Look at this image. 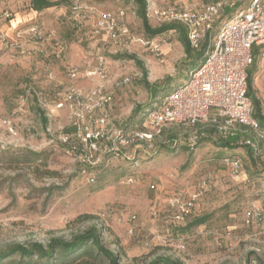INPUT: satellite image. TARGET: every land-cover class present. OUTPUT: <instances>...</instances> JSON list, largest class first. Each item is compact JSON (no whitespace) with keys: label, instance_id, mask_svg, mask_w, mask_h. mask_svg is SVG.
<instances>
[{"label":"rangeland","instance_id":"1","mask_svg":"<svg viewBox=\"0 0 264 264\" xmlns=\"http://www.w3.org/2000/svg\"><path fill=\"white\" fill-rule=\"evenodd\" d=\"M177 1L159 7L179 8ZM189 1L197 9L206 3ZM85 3L101 11L127 9L130 40L97 39L89 32L92 16L89 23H80L64 4L37 12L32 0H0V35L5 38L0 39V251L14 244L70 240L95 225L119 254L120 264H149L159 256L182 264H264V137L237 126L239 147L228 149L218 144L228 137L223 133L207 128L195 140L194 129L176 125L152 142L127 144L145 119L132 115L154 102L143 81L160 88L169 83L172 92L187 81L199 51L187 56L178 31L149 37L131 0ZM148 23L152 28L167 25ZM206 42L210 38L202 48ZM152 44L160 45L162 56L155 55ZM125 54L142 65L119 58ZM100 57L106 62L104 77L88 75ZM71 86L82 93V102L68 100ZM98 86L110 97L100 109L89 101ZM253 87L264 114L261 65ZM64 131L72 134L71 143L64 142ZM88 132L104 136L98 151H90L94 141L85 142ZM252 137L256 165L243 145ZM33 152L39 160L32 161ZM228 158L241 160L239 175L227 166ZM193 196L191 214L177 221L173 199ZM248 211L260 216L247 222ZM198 218L208 220L191 227Z\"/></svg>","mask_w":264,"mask_h":264},{"label":"built area","instance_id":"2","mask_svg":"<svg viewBox=\"0 0 264 264\" xmlns=\"http://www.w3.org/2000/svg\"><path fill=\"white\" fill-rule=\"evenodd\" d=\"M131 1L135 3V0ZM165 1L146 0L147 19L155 20L160 26L168 23L184 25L190 45L196 50L210 38L207 54L200 65L190 71L186 84L162 98L152 111L144 115L141 129L130 133L126 143L129 144L134 139L152 142L161 137L168 127L193 126L207 122L216 124L220 132L227 136L235 135L237 126H244L259 131L260 136L264 137V131L259 130L258 122L253 117L254 105L248 96V70L256 58L254 48L264 46V0H205L202 9L195 8L192 1L178 0L176 5H180L179 8L160 9V2ZM73 3L78 18L92 16L90 26L97 39L118 42L124 38L130 40L129 29L124 24L128 15L127 9L101 11L90 8L83 0H73ZM237 4L244 6L231 18L224 20L214 32L215 25L223 18L227 6L235 8ZM132 12L135 14V10ZM0 39L5 40L2 35ZM142 43L144 44L143 41ZM151 50L156 56L163 55L158 44H152ZM260 57L264 69V51L260 53ZM105 63L104 58L100 57L98 66L88 75L98 74L103 78ZM71 76L76 77L75 70ZM103 89V86H98L89 94V101L94 102V108H103L110 100ZM67 98L80 103L82 93L71 86L67 90ZM57 106L62 108L64 104L61 102ZM103 137L101 133L88 132L84 140L94 141L90 144V151L95 152L98 151V141ZM63 140L68 142L67 137ZM226 164L234 175L242 172L240 159L228 158ZM196 197L193 196L188 201L173 199L171 206L176 208L177 221H184L191 214ZM255 216L259 217L260 214L248 211L247 222ZM132 232L131 230L130 233Z\"/></svg>","mask_w":264,"mask_h":264},{"label":"trees","instance_id":"3","mask_svg":"<svg viewBox=\"0 0 264 264\" xmlns=\"http://www.w3.org/2000/svg\"><path fill=\"white\" fill-rule=\"evenodd\" d=\"M83 1L86 2V0ZM61 4L67 6L70 12H72V14L76 13L75 4L73 3V0H60L55 2L51 0H32V8L37 12H40L44 9L57 7ZM135 4L137 7V14L139 18L142 20L145 32L149 37H157L163 33L173 30L178 31L180 33V41L184 46L185 53L189 57L192 56V50H196V49H193L191 47L188 39L187 29L184 25L171 23V24L163 25L158 28H152L149 25L148 19L146 17V10H147L146 0H135ZM243 6H244L243 4H237V6L232 12H227V8L232 9L229 6H227L224 14L225 16L223 17L222 21L231 18L234 14H236L238 9H241ZM80 19H79L80 23L81 21L82 23L90 22L87 20L88 17H80ZM90 24L91 22L89 23V25ZM89 32L92 34L91 29ZM207 46L208 44L206 42L203 48L201 47L199 50H196L199 51V54H196L197 55L196 57L198 59L196 63H194V67L190 71L197 68L200 65V63L203 61V59L206 57L207 53L205 52L208 50ZM262 51H264V47L254 48V54L256 58L253 65L248 70V96L252 99L254 105L253 117L257 120L260 131H264V114L262 111L261 102L255 95V89L253 87V83H254L257 67L262 64V60L260 57V53ZM119 58H126L137 61L136 57L133 55L125 54L119 56ZM137 63H139L140 66L142 65L140 61H137ZM188 79L189 76L187 77V81ZM187 81L185 80L183 83L179 84V86L176 89L186 84ZM143 84L150 91L152 97L154 98V102L153 105H151V107L143 113L142 112L140 113V109L136 110L132 115L133 117H136L138 115H145L148 112L152 111L154 105L156 106L157 103L162 98L166 97L167 95L171 94L176 90L174 88L172 92H169L171 90V88L168 86L169 83L166 84V87H162V88L156 85H151L146 80L143 81ZM160 91L162 93V96L158 97ZM189 128L195 130L194 132V134H196V136H194L195 140H200L205 135V129L207 128H209V131L213 133H219V134L221 133L220 130L218 129V126L212 122L201 123V124L198 123L193 126H189ZM126 129L127 128L125 127V129L123 130L124 135H126L128 132ZM165 131L166 130H164L163 135L165 134ZM62 134H64V136L68 138V142L71 143L73 139L72 134L69 131L66 132L64 131L62 132ZM237 138L238 137H234V135L228 137L222 136L218 142L219 147L236 149V147H239L236 145ZM170 142L174 144L175 140H170ZM198 142H196V144ZM248 142L249 144L246 143L243 145H246L247 153L250 157L251 163L256 165V159L254 156L258 149L253 148L252 146L255 143V139L252 137L251 140ZM32 155H33L32 161H37L40 159V154L33 152ZM263 166H264V162H263ZM87 169L90 168H85L83 171L87 172ZM207 220H208L207 218H198L191 225V227L201 226L205 224ZM0 264H120V257L115 250L111 249L105 244L103 240L102 229L94 225L88 228L87 230H85L84 232L73 236L70 240L64 238H53L49 241L47 245H44L42 243H32L29 245L14 244L12 246H9L7 249L0 251ZM149 264H182V262L178 259H173L172 257L169 256H159L154 260H152Z\"/></svg>","mask_w":264,"mask_h":264},{"label":"crops","instance_id":"4","mask_svg":"<svg viewBox=\"0 0 264 264\" xmlns=\"http://www.w3.org/2000/svg\"><path fill=\"white\" fill-rule=\"evenodd\" d=\"M206 2V1H205ZM18 21V20H17Z\"/></svg>","mask_w":264,"mask_h":264}]
</instances>
